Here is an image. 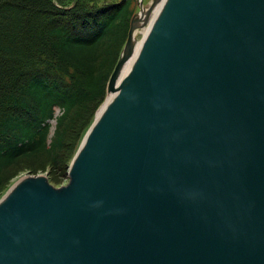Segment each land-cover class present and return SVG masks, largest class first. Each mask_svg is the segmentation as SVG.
Masks as SVG:
<instances>
[{
  "label": "water",
  "instance_id": "1",
  "mask_svg": "<svg viewBox=\"0 0 264 264\" xmlns=\"http://www.w3.org/2000/svg\"><path fill=\"white\" fill-rule=\"evenodd\" d=\"M161 2L67 184L0 199V264H264V0Z\"/></svg>",
  "mask_w": 264,
  "mask_h": 264
},
{
  "label": "trees",
  "instance_id": "2",
  "mask_svg": "<svg viewBox=\"0 0 264 264\" xmlns=\"http://www.w3.org/2000/svg\"><path fill=\"white\" fill-rule=\"evenodd\" d=\"M132 4L0 0V197L25 162L69 170L67 140L106 97Z\"/></svg>",
  "mask_w": 264,
  "mask_h": 264
},
{
  "label": "rangeland",
  "instance_id": "3",
  "mask_svg": "<svg viewBox=\"0 0 264 264\" xmlns=\"http://www.w3.org/2000/svg\"><path fill=\"white\" fill-rule=\"evenodd\" d=\"M57 5H70L72 6L75 2V0H55ZM77 1V0H76ZM99 3H109L110 1H117V0H96ZM154 0H133V10H134V15L136 13H138L143 5L144 7H146L147 9L152 5ZM68 6V7H70ZM148 23H146L139 31V33L137 34V39L141 40L143 38V34L141 33V30L143 28H145L147 26ZM131 27V24H130ZM130 31V28H129ZM129 37V32L128 35L124 38V41L121 42V45L117 51V61L114 65V69L117 65V62L124 50V47L126 45V42L128 40ZM114 69L111 71V74L113 73ZM110 74V76H111ZM109 96V94L106 93V97L105 99L99 104L98 107H96L95 109H93L94 115L92 116L91 121L84 127V129L82 131H78L77 133H71L70 138L67 140V145H70V149L71 152H68L66 150L65 152V160H67V158H69V165L72 163L77 151L79 150L81 143L83 141L84 136L86 135V133L88 132V130L90 129V127L92 126V124L94 123L98 112L100 111V109L102 108V106L104 105V103L106 102V98ZM53 127L52 130L54 131L55 129V121H52ZM54 128V129H53ZM67 161V162H68ZM68 171L65 170V168L63 167L61 170L56 168L55 166L51 165L50 163L45 165V162L43 160H37L35 162L31 161V162H25L24 164L21 165V167H19L18 169H16V171L14 172V178L9 182V184L6 186V188L4 189V192L2 193L0 199L9 191V189L22 177L24 176H36V175H46L49 179L50 182L55 185V186H61L64 184H67L68 180H69V176H68Z\"/></svg>",
  "mask_w": 264,
  "mask_h": 264
},
{
  "label": "bare ground",
  "instance_id": "4",
  "mask_svg": "<svg viewBox=\"0 0 264 264\" xmlns=\"http://www.w3.org/2000/svg\"><path fill=\"white\" fill-rule=\"evenodd\" d=\"M161 7H162V2L157 5L152 14L149 16V19H148V22L149 24H147V26L145 28H143L141 30V33L143 34V38L141 40H138L137 39V34L139 33L140 29L146 24V17H147V8L143 6V10L141 8V10L138 12V16L140 18V22L142 25H140L138 28L135 29L134 31V45H135V53H137V50L139 49V47L141 46L145 36L147 35V33L149 32L150 28H151V25H152V22L154 21L156 15L159 13V11L161 10ZM132 59L129 60L122 68L121 72H120V75H119V79H118V82L117 84L119 85L125 78V76L127 75L131 65H132ZM113 97V94H110L107 98H106V102L104 103V105L102 106V110L105 108V106L111 101Z\"/></svg>",
  "mask_w": 264,
  "mask_h": 264
}]
</instances>
